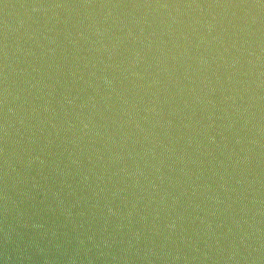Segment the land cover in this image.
Returning <instances> with one entry per match:
<instances>
[{
    "label": "water",
    "instance_id": "obj_1",
    "mask_svg": "<svg viewBox=\"0 0 264 264\" xmlns=\"http://www.w3.org/2000/svg\"><path fill=\"white\" fill-rule=\"evenodd\" d=\"M0 264H264V0H0Z\"/></svg>",
    "mask_w": 264,
    "mask_h": 264
}]
</instances>
